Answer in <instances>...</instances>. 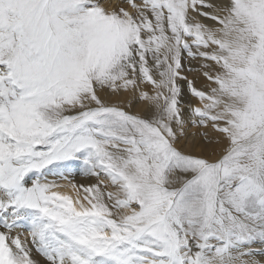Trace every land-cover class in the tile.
Returning <instances> with one entry per match:
<instances>
[{
  "label": "snow or ice",
  "instance_id": "1",
  "mask_svg": "<svg viewBox=\"0 0 264 264\" xmlns=\"http://www.w3.org/2000/svg\"><path fill=\"white\" fill-rule=\"evenodd\" d=\"M0 264H264V0H0Z\"/></svg>",
  "mask_w": 264,
  "mask_h": 264
},
{
  "label": "bare ground",
  "instance_id": "2",
  "mask_svg": "<svg viewBox=\"0 0 264 264\" xmlns=\"http://www.w3.org/2000/svg\"><path fill=\"white\" fill-rule=\"evenodd\" d=\"M139 109H140V107L137 110H139ZM190 128L188 129L187 138H189V136L194 133L193 129H190ZM192 141H193V147L195 148V145L199 141L198 140H195V139H193ZM49 179H52V177H49ZM91 181H92L91 178H89V177L86 178V177H82V176L80 177V175L75 176V179H74V182L77 183V184H88ZM60 182L63 183V184H65V187L59 189V191L68 193V194L72 195L73 197L76 196V193L73 192L72 189L67 186V182H65V181H60ZM18 232L21 234V238L22 239H26V240H29V241L31 240V237H30V235L28 234V232L26 230H24V229H18ZM29 246L31 247V245H29ZM33 252H34V255H37L35 253V249H33ZM37 259H42V258L37 255Z\"/></svg>",
  "mask_w": 264,
  "mask_h": 264
},
{
  "label": "rangeland",
  "instance_id": "3",
  "mask_svg": "<svg viewBox=\"0 0 264 264\" xmlns=\"http://www.w3.org/2000/svg\"><path fill=\"white\" fill-rule=\"evenodd\" d=\"M143 109V106H140V109L139 110H142ZM190 129H193V131H194V133L193 134H191L190 136H189V138H187V140L185 139L184 141H183V143L181 144V147L183 148V150L185 151V152H188V153H192V152H197V151H199L196 147L194 148L193 147V139H195V140H198V141H200V133L201 132H203L204 130L203 129H200V128H195V127H191ZM81 171H82V169H81ZM86 177V176H84V175H80V177ZM86 178H88V177H86ZM92 179V178H91ZM91 182H94L93 181V179H92V181ZM90 182V183H91Z\"/></svg>",
  "mask_w": 264,
  "mask_h": 264
}]
</instances>
